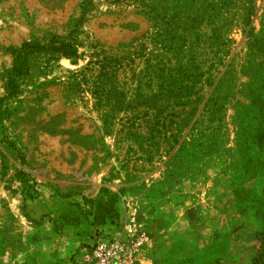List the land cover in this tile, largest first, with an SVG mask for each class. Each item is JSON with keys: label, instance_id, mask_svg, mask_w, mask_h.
I'll list each match as a JSON object with an SVG mask.
<instances>
[{"label": "rangeland", "instance_id": "obj_1", "mask_svg": "<svg viewBox=\"0 0 264 264\" xmlns=\"http://www.w3.org/2000/svg\"><path fill=\"white\" fill-rule=\"evenodd\" d=\"M6 113L70 264L139 234L136 264H264V0H0Z\"/></svg>", "mask_w": 264, "mask_h": 264}, {"label": "crops", "instance_id": "obj_2", "mask_svg": "<svg viewBox=\"0 0 264 264\" xmlns=\"http://www.w3.org/2000/svg\"><path fill=\"white\" fill-rule=\"evenodd\" d=\"M11 118L7 113L0 116V136L12 134L7 126ZM10 154L9 148L0 145V264H70L67 261L80 249V243L87 242V236L78 235L76 227L62 231L48 222L44 213L51 212L55 201H40L44 212L39 214L27 209L25 190L15 189L5 179L11 169V163L5 161L11 159ZM159 256L153 253L141 264H162Z\"/></svg>", "mask_w": 264, "mask_h": 264}, {"label": "built area", "instance_id": "obj_3", "mask_svg": "<svg viewBox=\"0 0 264 264\" xmlns=\"http://www.w3.org/2000/svg\"><path fill=\"white\" fill-rule=\"evenodd\" d=\"M146 235L127 237L125 240L100 239L78 261L79 264H136L141 247L146 242Z\"/></svg>", "mask_w": 264, "mask_h": 264}]
</instances>
